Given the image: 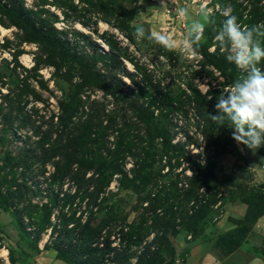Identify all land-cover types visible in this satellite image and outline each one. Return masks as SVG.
<instances>
[{
    "label": "rangeland",
    "instance_id": "obj_1",
    "mask_svg": "<svg viewBox=\"0 0 264 264\" xmlns=\"http://www.w3.org/2000/svg\"><path fill=\"white\" fill-rule=\"evenodd\" d=\"M0 4L24 8L27 21L48 33L53 42L46 46L28 42L26 34L0 12V28L5 31H0V264H10L9 250L14 253V264H70L57 259L55 250L43 249L50 228L40 234L37 253L30 247L38 229L33 218H41V206L51 199L58 201L50 217L52 224L67 221L70 228L73 220L80 217L83 224L92 214V228L107 224L93 248L101 250L106 240L112 242L111 248H118L120 239L125 247L128 235L140 225L137 236L141 242L129 248L130 259L125 264H135L143 253L142 264H202L205 256L213 264H249L253 259L264 264V146L252 151L224 133L218 141L219 150L225 151L214 158L212 175L203 178L205 160L214 156V149L204 150L193 104L185 101L184 111L175 112L164 102V98L188 96L189 85L207 95V100L219 97L223 88L245 74L234 63L229 69L231 79L207 66L200 72L201 55L184 45L190 21L182 20L177 10L187 7L193 16L201 7L209 12L211 22L200 44L209 42L208 29L217 30L208 47L213 51L219 47L215 37L225 14L236 16L242 27L264 23V0H1ZM252 12L258 14L256 20ZM138 26L149 34L169 36L174 49L148 40L137 42L132 33ZM54 44L65 48L71 58L59 61ZM219 49L228 54L226 48ZM81 65L110 76L113 90L124 83L128 92L124 99L114 100L94 86L81 91L83 100L88 97V102H96L97 109L103 110L101 125L109 126L108 147L116 128L136 135L134 144H139L137 136L145 140L141 104L152 112L155 123L164 125L170 141L163 148L160 139H155V148L145 158L148 178L144 183L123 187L118 183L120 176L114 175L97 207H86L87 199L80 197L60 201L62 193L72 194L79 185L66 178L49 183L53 168L50 161H42L45 150L57 140L54 131L61 130L58 135L66 144L79 124V118L73 117L64 130L58 127L56 116L58 103L74 95L79 82L76 69ZM259 67L264 69V62ZM68 71L72 72L70 81L63 76ZM108 114L114 117L107 118ZM86 148L90 150V145ZM135 152L140 156L126 154L119 160L129 177L137 158L145 157L139 145ZM100 206L113 207L109 211L135 230L124 227L120 235L119 227L106 220L105 210L95 211ZM254 215L261 216L254 220ZM110 250L105 258L118 252Z\"/></svg>",
    "mask_w": 264,
    "mask_h": 264
},
{
    "label": "trees",
    "instance_id": "obj_2",
    "mask_svg": "<svg viewBox=\"0 0 264 264\" xmlns=\"http://www.w3.org/2000/svg\"><path fill=\"white\" fill-rule=\"evenodd\" d=\"M258 1L260 0H257V2ZM241 10L243 11L244 8H241ZM0 12H3L8 16L11 25L15 26L26 34L28 42H33L41 46H46L53 43L51 42V37L48 36V33H44V31L38 28L35 24H30L27 21L25 18V14H27V12L24 8L21 10H15L11 7L7 8L6 5L2 6L0 4ZM251 14L253 20H256V16L258 14L256 15L255 12H252ZM216 32L217 30L213 31L212 29H208V33H211V37ZM211 37L209 38V42L206 44H200L196 50L202 57V61L199 62V67H201L200 72H204V67L207 66L211 67L219 74L224 75L226 78L231 79L232 73L229 71V69L232 67V63L226 59V53L221 52L219 47L213 51L208 50V47L211 44ZM54 45L59 51V61H62L66 58H71L65 48L57 44ZM50 64L56 65L54 62H50ZM76 71L77 74L75 76L79 79V82L75 85L74 95L70 97V100H68L67 98L69 97H67L58 103L59 112L56 116V119L59 123L58 127L64 130L68 124L67 122H69L73 117L79 118V124L76 129L70 133L72 137L66 139V144L62 143L61 135H58L62 133L61 130L59 129L60 131L58 130L57 133L54 131L57 136V140L55 143L52 142L49 148L45 150L44 160L42 161H50L53 168L52 175L48 179L49 183H55L66 178L74 180L79 185V189H77V191L72 194L69 192L62 193L60 201H67L72 198L74 199L76 197H80L81 199H87L86 207H97L99 205L97 203L99 196L104 193L105 188L113 179L114 175L117 174L120 176L118 183L123 187L136 188L138 185L144 183L148 178L147 173H145L147 169L145 158L149 154L148 152H151V150L155 148V139H160V143L163 148L170 145V141L166 136L163 127L164 125L155 123L153 121L152 112H148L146 110L147 108H144V105L141 104L139 106V116L141 123L145 127V140L139 139L140 137L137 136L139 144H134V138L136 135L130 134V130L124 132V128H116L112 130L115 135L114 141L108 147L106 139L108 140L109 136V133H107L109 131V126L103 127L101 125V115L103 110L97 109L98 105L96 102H88V97L83 100L81 98V91L85 87L88 89L89 87L94 86L101 89L105 93L110 94L114 100H122L127 97V89L124 87V83L120 82L117 85V89L113 90L111 81H108L110 76L101 75L99 72H95L87 65H81L79 69H76ZM71 75L72 72L69 71L63 73L66 81L72 80ZM126 76L133 82L130 74L126 73ZM187 90L189 93L188 96L182 95V97L180 96L176 100L164 98V102L167 104L169 109L175 110V112L184 111L183 102L185 101L193 104L195 124L204 139V150L209 152L210 149H214V156L207 157L203 167V178H207L213 173V168L215 166L214 158L219 153L225 151L224 148L219 150L220 142L218 141V138H220L224 133H227L230 134L232 140L233 130L227 127V123L224 127H220L217 130V125L210 119L209 114H218L215 108V104L218 102L217 96L207 100V95L202 94L196 86L192 87L189 85ZM162 101L163 100H161L159 103ZM110 116L114 117L112 114L106 115L107 118ZM51 127L54 126L51 125ZM224 129H226L227 132ZM141 142L142 144H140ZM86 145H90V150L86 148ZM138 145L139 149L145 154V157L144 159H140V161L137 158L133 165L132 176L129 177L125 172L123 173V169L119 160H124L126 154H130L133 157L140 156L139 153H137L138 151L135 152ZM144 146L146 147L145 150L143 148ZM104 151L108 152V156L102 155ZM54 158H57L56 162L53 161ZM89 172L90 175L86 177L87 173ZM80 189H83V192L80 191ZM57 196L60 195L57 194ZM2 200L3 198H0V203ZM57 204V200L51 199L48 205L45 204L41 206V218L38 220L37 218H33L38 229L37 232L34 233L33 238L30 240V247L31 249H34L36 253L39 251L38 240L40 238V234L47 228H50L49 239L45 242L43 249L55 250L57 259L67 261L70 264H125L126 261L130 259V256L128 255L129 248L132 245H136L141 242L137 234L141 233L142 228L139 227L140 225H138L136 231L132 232V236L130 235V238L128 235V241L125 247H122L123 244L120 239L118 248H111L110 245L112 242L109 240H106V242L103 243L101 250L97 249L96 247L93 248L92 246L98 243L97 236L99 235L101 229L107 224H104L101 229L92 228L90 226V221L93 214L83 224L79 222L80 217L73 220L72 223L75 224H73L70 228H68L69 224L67 221L66 223L61 221L58 224H52L50 217L55 211H57ZM112 208L113 207L100 206V208L98 207V209L95 211L97 213H101L103 210H105L104 215H106V220H108V223L113 222L112 225L114 228L119 227L120 235L123 234L124 227H127V229L130 228V232L135 230L133 226H128L125 223V219L117 216L116 213L112 214L109 211ZM27 209L29 210L30 215H32L31 206H29ZM247 215H249V212L246 213V216ZM260 216L261 215H254L251 217L256 220ZM30 217L32 219V216ZM117 222L120 225H118ZM24 232L26 231L22 229L21 234ZM56 233L58 236L53 238L54 234ZM110 249L118 252L115 253L113 257L105 258L106 254L111 251ZM145 255L146 253H143V257L139 258L135 264H142L145 261ZM9 260L10 264H14L16 262L12 250H9Z\"/></svg>",
    "mask_w": 264,
    "mask_h": 264
},
{
    "label": "clouds",
    "instance_id": "obj_3",
    "mask_svg": "<svg viewBox=\"0 0 264 264\" xmlns=\"http://www.w3.org/2000/svg\"><path fill=\"white\" fill-rule=\"evenodd\" d=\"M177 12L182 20L190 21L184 45L195 54L204 39L206 25L211 22L210 14L203 7L197 14L200 18L193 16L187 7ZM225 15L215 39L219 47L228 50L226 59L245 74L222 89L215 104L218 114L209 116L217 130L227 123L237 144L255 151L264 146V69L259 67L264 62V23L242 27L236 16ZM132 35L137 42L148 40L167 50L174 49L172 38L149 34L143 26L136 27Z\"/></svg>",
    "mask_w": 264,
    "mask_h": 264
},
{
    "label": "crops",
    "instance_id": "obj_4",
    "mask_svg": "<svg viewBox=\"0 0 264 264\" xmlns=\"http://www.w3.org/2000/svg\"><path fill=\"white\" fill-rule=\"evenodd\" d=\"M263 221V220H260ZM256 260L258 261V259H253L252 261L249 262V264H257ZM202 264H213V262H211V260H208V257L205 256L202 259Z\"/></svg>",
    "mask_w": 264,
    "mask_h": 264
},
{
    "label": "bare ground",
    "instance_id": "obj_5",
    "mask_svg": "<svg viewBox=\"0 0 264 264\" xmlns=\"http://www.w3.org/2000/svg\"><path fill=\"white\" fill-rule=\"evenodd\" d=\"M0 31H1L2 34H4V32H5L4 29H1V28H0ZM23 60L26 61V57H24Z\"/></svg>",
    "mask_w": 264,
    "mask_h": 264
}]
</instances>
